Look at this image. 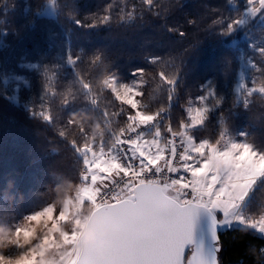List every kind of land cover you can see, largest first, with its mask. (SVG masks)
I'll return each mask as SVG.
<instances>
[{"label": "trees", "instance_id": "16d2710c", "mask_svg": "<svg viewBox=\"0 0 264 264\" xmlns=\"http://www.w3.org/2000/svg\"><path fill=\"white\" fill-rule=\"evenodd\" d=\"M47 2L0 0V213L5 219L17 220L45 204L63 209L82 187V147L107 139L112 148L127 132L128 117L135 113L105 83L112 77L142 80L140 111L165 115L158 130L164 134L169 122L180 128L190 98L211 79L220 88L221 106L201 132L215 141L229 125L236 137L245 132L264 152V96L255 94L254 104L247 105L238 101L233 86L245 57L257 61L256 74L264 79V52L255 50L264 43L250 38H264V20L228 32L229 24L244 17L246 0H155L151 10L143 0H57L56 15L45 16ZM105 16L109 22L101 23ZM92 23L97 26L87 27ZM180 30L187 35H176ZM69 56L78 61L69 63ZM152 57L157 62L150 63ZM161 74L176 81L174 86ZM246 215H264V186L253 193ZM221 241V264H264V237L251 229L236 226L222 232Z\"/></svg>", "mask_w": 264, "mask_h": 264}, {"label": "snow or ice", "instance_id": "6c2138e0", "mask_svg": "<svg viewBox=\"0 0 264 264\" xmlns=\"http://www.w3.org/2000/svg\"><path fill=\"white\" fill-rule=\"evenodd\" d=\"M143 2L151 10L155 0ZM48 3L55 11L56 0ZM246 6L247 15L264 18V0H246ZM109 20L105 16L100 22ZM75 23L84 26L79 20ZM241 23L229 24L228 32ZM175 34L182 38L187 32ZM77 61L69 56V63ZM149 62H157V58ZM138 74L142 76L143 71ZM161 79L170 86L176 83L164 74ZM105 83L114 89L113 81ZM140 95L128 88L117 93V99L135 113L128 117V130L111 150L84 160L86 173L81 176L78 204L90 205L94 212L77 219L76 230L63 235V243L74 246L75 256L69 264H221L222 232L240 225L264 237V215L257 219L245 214L257 187L264 186V152L247 142L224 149L190 134L187 129L201 125L207 109H191V123L181 124L179 131L169 127L166 143H161L159 132L152 140L135 135L157 118L140 111L136 99ZM101 182L106 190L98 189ZM67 219L66 213L56 218V210L48 208L27 222H52V233ZM34 238L35 230L24 227L16 230L10 242L24 247ZM54 244L49 234L36 248L15 259L0 256V264H46L44 258Z\"/></svg>", "mask_w": 264, "mask_h": 264}, {"label": "rangeland", "instance_id": "374dc122", "mask_svg": "<svg viewBox=\"0 0 264 264\" xmlns=\"http://www.w3.org/2000/svg\"><path fill=\"white\" fill-rule=\"evenodd\" d=\"M57 3V0H56ZM57 5L55 4V11L52 10V8L49 6V3L47 2L46 6L42 9L41 14L45 16H55L56 15V9ZM247 11H245L244 17L240 20L243 21V23L240 24V28H244V26L250 27L256 25H259L263 22L264 18L257 16L255 18H252L251 16L246 14ZM258 35L250 36L252 39V42H259L264 43L263 39H258ZM264 48H255V50H261ZM261 52V51H260ZM263 62V61H262ZM264 64V62H263ZM259 65L257 64V61L252 59L251 57H245L242 61V66L240 70V74L238 75V81L233 86L236 87V93H237V99L238 101H244L245 104H254L253 96L256 95H263L264 92L259 91L260 89H264V79H259L260 73L256 74V71L259 69ZM18 81L25 82V79L23 77H17ZM111 81L114 82V91L117 94L120 92L122 88H128L132 90L133 92L139 91L141 93L143 82L139 78L133 79L129 83H125L123 81L118 80L115 77L110 78ZM251 93V95L249 94ZM220 96V88H216L215 81L209 79L206 82H203V85L201 87L200 92L196 93L193 97L190 98L189 104L186 107V119L182 122V124H190L191 121L189 120V111L191 109H207L206 113V119L204 122L195 127V128H189L187 131L194 135L195 137L199 138L202 142H208L210 144H218L221 148L226 149L229 147L232 143H249L246 140V133L241 132L238 133V137L234 135V128L227 125L223 133L221 132V137L215 141H212V137L210 138V133L201 132L203 128L205 127V124L212 119H214L216 111L221 106V101L219 99ZM137 102L139 103L138 97L136 98ZM143 112V111H142ZM145 113V112H143ZM148 114V113H146ZM154 115V114H153ZM171 127L173 130L179 131L180 128L174 127V125L170 124L167 127V129ZM128 130V129H127ZM126 130V131H127ZM199 131L201 133H199ZM210 131L211 128H210ZM125 132L124 130L122 133ZM159 132L160 136L158 137L161 141V143H166L168 140L170 134H168L167 131H165V134L162 133V131L156 130V133ZM112 133V132H111ZM121 133V134H122ZM120 134V135H121ZM156 136L155 131L150 135V139H153L152 137ZM157 138V136H156ZM109 140L103 139L100 144H98L96 147L93 144L86 145L82 147L80 150L81 153L87 152L89 154L86 158L96 159L99 156V153L101 150H108L111 148V145L107 146L105 145L106 142ZM250 144V143H249ZM252 145V144H251ZM110 147V148H109ZM108 148V149H106ZM255 149V148H254ZM256 150V149H255ZM102 159V157H101ZM115 177H113L114 179ZM103 184L102 182L98 184V189L102 190ZM80 190L79 192L74 195L73 198L66 199L67 203L65 207L61 210H58L56 206L53 204L43 205L39 208H37L34 212L30 214H25L24 216H20L17 220L10 221L9 218L5 219L4 213H0V256H4L7 259H15L20 255H23L30 251L32 248H36L46 236L49 234L54 239V246L48 251L47 255L45 256L46 264H69V260L75 256L74 246L71 244H64L63 243V235L70 234L73 231L76 230V220L80 219H86L89 217L90 213L92 212L93 208L90 205H83L78 204V198H79ZM53 208L56 210V218H58L60 213H66L68 219L66 221H62L59 224V231L58 232H52L50 233V229L53 227L52 222L47 223H41L39 225L36 224H28V218L31 216H34L38 213L43 212L45 209ZM246 214V213H245ZM240 226V225H237ZM31 228L35 230V238L30 242V244L25 245L24 247L19 246L16 243H11L14 239L15 232L18 228ZM236 227V226H234ZM221 254H219L220 256Z\"/></svg>", "mask_w": 264, "mask_h": 264}, {"label": "built area", "instance_id": "2783aa9c", "mask_svg": "<svg viewBox=\"0 0 264 264\" xmlns=\"http://www.w3.org/2000/svg\"><path fill=\"white\" fill-rule=\"evenodd\" d=\"M164 117L165 115L158 116L154 122L148 124L147 126L139 128L137 132L135 133V135L145 137L148 133L152 132L154 129L159 127ZM120 154L123 155V153H120ZM87 171H91V169H87ZM85 173H86V170H85ZM102 190H106V189L103 188Z\"/></svg>", "mask_w": 264, "mask_h": 264}, {"label": "water", "instance_id": "95a60500", "mask_svg": "<svg viewBox=\"0 0 264 264\" xmlns=\"http://www.w3.org/2000/svg\"><path fill=\"white\" fill-rule=\"evenodd\" d=\"M93 212H94V211H92V213L90 214V216H92V215H93ZM90 216H89V217H90Z\"/></svg>", "mask_w": 264, "mask_h": 264}, {"label": "crops", "instance_id": "0c3cea01", "mask_svg": "<svg viewBox=\"0 0 264 264\" xmlns=\"http://www.w3.org/2000/svg\"><path fill=\"white\" fill-rule=\"evenodd\" d=\"M154 139V138H153ZM146 140H152V139H150V138H147Z\"/></svg>", "mask_w": 264, "mask_h": 264}, {"label": "clouds", "instance_id": "9594fccd", "mask_svg": "<svg viewBox=\"0 0 264 264\" xmlns=\"http://www.w3.org/2000/svg\"><path fill=\"white\" fill-rule=\"evenodd\" d=\"M97 132H99V130H97Z\"/></svg>", "mask_w": 264, "mask_h": 264}]
</instances>
